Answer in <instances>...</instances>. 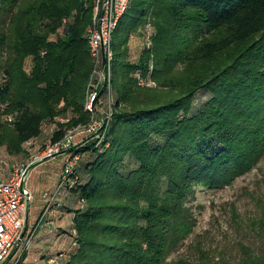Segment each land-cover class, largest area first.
Instances as JSON below:
<instances>
[{
    "label": "trees",
    "instance_id": "16d2710c",
    "mask_svg": "<svg viewBox=\"0 0 264 264\" xmlns=\"http://www.w3.org/2000/svg\"><path fill=\"white\" fill-rule=\"evenodd\" d=\"M94 7V0H0V148L26 157L17 165L92 121L84 102ZM112 46L105 138L74 136L68 157L80 156L77 181L54 224L41 223L14 264L28 260L40 229L63 244L33 258L44 264H264V194L235 259L212 257L200 241L193 255L173 256L197 225L189 195L230 185L264 158V0H132ZM138 75L154 85H139ZM200 90L209 98L192 113ZM48 123L50 140L32 153ZM63 212L70 225L60 231Z\"/></svg>",
    "mask_w": 264,
    "mask_h": 264
},
{
    "label": "built area",
    "instance_id": "2783aa9c",
    "mask_svg": "<svg viewBox=\"0 0 264 264\" xmlns=\"http://www.w3.org/2000/svg\"><path fill=\"white\" fill-rule=\"evenodd\" d=\"M94 14L92 24L88 29V44L93 60V69L86 88L85 109L91 114L92 121L88 126H78L66 134L55 144H49L33 161L42 158H52L58 153H63L73 142L78 132H94L100 144L105 138V131L109 125L113 112V65L115 54L112 46L113 34L129 8L132 0H94ZM149 41L147 45H150ZM141 86H153L150 79L138 75ZM1 106V104H0ZM11 120V117H9ZM28 142L27 145H30ZM72 148V147H71ZM64 153L67 156L64 172L58 185L52 191L42 194L44 207L39 223L30 224L29 213L33 196L26 186L29 167L11 164L8 171L0 175V264H7L12 255L21 250L22 245L28 246L37 228L44 221L51 227L57 215L56 208L65 191L72 187L76 181V165L80 158L77 154ZM26 231L22 235L24 229ZM55 259H50L48 264H55Z\"/></svg>",
    "mask_w": 264,
    "mask_h": 264
},
{
    "label": "rangeland",
    "instance_id": "374dc122",
    "mask_svg": "<svg viewBox=\"0 0 264 264\" xmlns=\"http://www.w3.org/2000/svg\"><path fill=\"white\" fill-rule=\"evenodd\" d=\"M29 66L30 61L27 60L26 68ZM208 98L209 93L206 90H200L195 96L192 113H196ZM54 130V123L43 125V132L34 143L35 148L32 149V153L50 140ZM79 138L77 137L76 141ZM73 144L74 142L66 148L65 152L58 153L52 158L36 163L32 160L33 164L29 167L26 181V186L33 196L29 213L30 222L36 223L39 213L44 207L42 194L45 191H52L57 182L60 181L65 160L63 155L66 152H70ZM25 159V156H11L4 147L0 148V175L7 172L10 165L14 162H23ZM263 194L264 158L254 169L237 177L230 185L218 189L196 188L188 198V206H190L192 214L197 219L196 228L173 256L193 255L197 250V241H200L202 247L212 257L235 259V255H237L236 242L238 240H246L243 228H245L247 219L255 215L256 200ZM43 233L44 230L40 229L30 244L27 253L28 260L21 258V261H17L18 264H27L28 261L34 264H44V260L33 261L34 257L39 259L46 251L41 239ZM65 239L70 240V237L66 235ZM62 246L63 244L55 245L50 250L54 252L56 248H63ZM14 259L15 257L12 255L7 264H14Z\"/></svg>",
    "mask_w": 264,
    "mask_h": 264
},
{
    "label": "crops",
    "instance_id": "0c3cea01",
    "mask_svg": "<svg viewBox=\"0 0 264 264\" xmlns=\"http://www.w3.org/2000/svg\"><path fill=\"white\" fill-rule=\"evenodd\" d=\"M132 53L135 57H138L140 54V48H138L137 50L132 49ZM30 223H33V222H30ZM58 223H59V228H61L60 231H62L64 229V227H67L70 225V215L66 212H63V214H60V219H59ZM43 230H44V233H43L41 239L43 240V244L45 245L46 248H48L50 245H52V247H53L55 245H58V243L61 244L59 242V239H58L59 236L57 235V233L53 234V233H49L48 231H46V229H43ZM39 231L40 230H38L37 233H39ZM61 237L62 236H60L59 238H61Z\"/></svg>",
    "mask_w": 264,
    "mask_h": 264
},
{
    "label": "water",
    "instance_id": "95a60500",
    "mask_svg": "<svg viewBox=\"0 0 264 264\" xmlns=\"http://www.w3.org/2000/svg\"><path fill=\"white\" fill-rule=\"evenodd\" d=\"M45 159H47V158H42V159H40V160L35 161L34 163L39 162V161H43V160H45ZM32 164H33V163H32ZM30 166H31V165H30ZM25 231H26V228L24 229L22 235H24Z\"/></svg>",
    "mask_w": 264,
    "mask_h": 264
}]
</instances>
